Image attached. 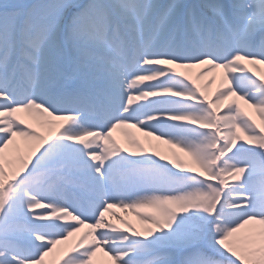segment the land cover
I'll return each mask as SVG.
<instances>
[{"label": "snow or ice", "instance_id": "obj_1", "mask_svg": "<svg viewBox=\"0 0 264 264\" xmlns=\"http://www.w3.org/2000/svg\"><path fill=\"white\" fill-rule=\"evenodd\" d=\"M260 66L264 0H0V264H264Z\"/></svg>", "mask_w": 264, "mask_h": 264}, {"label": "rangeland", "instance_id": "obj_2", "mask_svg": "<svg viewBox=\"0 0 264 264\" xmlns=\"http://www.w3.org/2000/svg\"><path fill=\"white\" fill-rule=\"evenodd\" d=\"M260 67L262 69H264V66H260ZM219 72H220V70H215V75H216L217 79L213 80L212 83L209 84L208 88L206 89V91H208L210 94L213 92V90L215 89V87L218 83ZM191 74L193 75V78H196L194 70L192 71ZM208 79H209L208 75L205 74V75L201 76L197 80V82L203 85ZM240 103H241L242 107L245 108L246 111H248L249 113H251L254 116L257 123H259V117L255 115L254 111L252 109L247 108L246 105H243L242 101H240ZM129 131L136 133L135 129H129ZM136 135H141V134L136 133ZM114 136H116V138L118 140H120L121 142H124V133L122 130H119V129L115 130ZM154 143L161 149L162 154L169 156V158H171V154L173 151H178L176 149L171 148V146L162 145L159 141H154ZM6 155H7V153H6ZM112 212H115L119 216L124 217L126 219L133 220V222L136 223L137 226H139V223L135 220V217L130 212H125L124 210H122L120 208H113L111 210V212L106 213L105 216H106V219L110 220L112 223L117 224L119 227L123 228L124 225L120 224V221L115 216H113L111 214ZM74 240H75V237L70 238L69 242L70 243L74 242ZM56 247H57V250H59L63 246L58 245ZM58 256H59V251H54L52 254H50L48 257H46L47 264H57ZM93 262H94V264H111L110 260L107 257H105L102 252H99V251H97L96 256L93 257Z\"/></svg>", "mask_w": 264, "mask_h": 264}]
</instances>
